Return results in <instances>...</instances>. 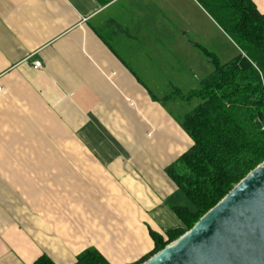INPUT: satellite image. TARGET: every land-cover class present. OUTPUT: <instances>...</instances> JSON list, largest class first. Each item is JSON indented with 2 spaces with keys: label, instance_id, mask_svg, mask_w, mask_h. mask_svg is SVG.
Segmentation results:
<instances>
[{
  "label": "crops",
  "instance_id": "crops-1",
  "mask_svg": "<svg viewBox=\"0 0 264 264\" xmlns=\"http://www.w3.org/2000/svg\"><path fill=\"white\" fill-rule=\"evenodd\" d=\"M212 47L240 51L200 0H0V264H134L183 227L166 168L192 140L169 105L200 76L169 55L205 74Z\"/></svg>",
  "mask_w": 264,
  "mask_h": 264
},
{
  "label": "trees",
  "instance_id": "trees-1",
  "mask_svg": "<svg viewBox=\"0 0 264 264\" xmlns=\"http://www.w3.org/2000/svg\"><path fill=\"white\" fill-rule=\"evenodd\" d=\"M200 1L240 51L223 63L210 57L212 68L199 77V86L187 93H174L184 101L198 100L182 119L192 145L166 168L192 208L172 206L183 227L164 234L150 230L153 247L134 264L188 230L264 160V14L252 0ZM32 264L55 263L41 255ZM73 264L110 263L89 247Z\"/></svg>",
  "mask_w": 264,
  "mask_h": 264
},
{
  "label": "water",
  "instance_id": "water-1",
  "mask_svg": "<svg viewBox=\"0 0 264 264\" xmlns=\"http://www.w3.org/2000/svg\"><path fill=\"white\" fill-rule=\"evenodd\" d=\"M139 264H264V160L188 230Z\"/></svg>",
  "mask_w": 264,
  "mask_h": 264
},
{
  "label": "rangeland",
  "instance_id": "rangeland-1",
  "mask_svg": "<svg viewBox=\"0 0 264 264\" xmlns=\"http://www.w3.org/2000/svg\"><path fill=\"white\" fill-rule=\"evenodd\" d=\"M203 6L204 8L207 10V12L209 13L210 16H213L212 13L210 12V9H208L204 3H203ZM232 39V38H231ZM233 40V39H232ZM234 41V40H233ZM225 45L227 47L230 48V46L226 43V41H224ZM212 49L217 53V55L219 57H215L216 59H219L220 62H225L228 60V58L230 57H224L223 54L220 52L219 48L218 47H212ZM169 57H171L172 60L176 61L177 63V68L179 69V66H180V62L183 63V65L185 66V71L186 73L188 72L187 70H189V73L191 75V77L193 78V71H195L198 76H202L204 73L203 71L199 70L198 69V66L199 63L197 65H194V64H188V61L190 62V58L191 57H187V56H184V54H181V53H178V52H174V54H170ZM203 57V56H202ZM180 61V62H179ZM179 70H177L178 72ZM184 71V72H185ZM185 82H188V81H185ZM198 83V79L197 78H194V82L193 83H184L183 87H182V93H187L186 90H188V88H191L193 87L194 85H197ZM185 91V92H184ZM173 102H171L172 104L169 105L170 108H169V111L175 115V117L178 119L179 117L182 118V115L185 114L186 112L190 111L193 106L196 105L197 103V99L194 98L190 101H184V100H180L178 98H174V100H172Z\"/></svg>",
  "mask_w": 264,
  "mask_h": 264
},
{
  "label": "built area",
  "instance_id": "built-area-1",
  "mask_svg": "<svg viewBox=\"0 0 264 264\" xmlns=\"http://www.w3.org/2000/svg\"><path fill=\"white\" fill-rule=\"evenodd\" d=\"M32 66L35 68V69H40L42 68V63L39 59H35L33 62H32Z\"/></svg>",
  "mask_w": 264,
  "mask_h": 264
}]
</instances>
